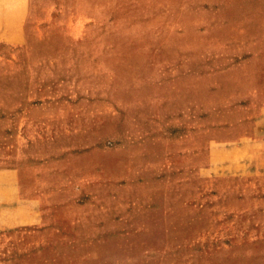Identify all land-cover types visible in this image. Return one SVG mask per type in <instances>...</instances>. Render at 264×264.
<instances>
[{"label":"rangeland","instance_id":"obj_1","mask_svg":"<svg viewBox=\"0 0 264 264\" xmlns=\"http://www.w3.org/2000/svg\"><path fill=\"white\" fill-rule=\"evenodd\" d=\"M0 264H264V0H0Z\"/></svg>","mask_w":264,"mask_h":264}]
</instances>
